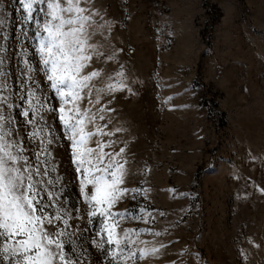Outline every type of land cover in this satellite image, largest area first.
Here are the masks:
<instances>
[{
	"label": "rangeland",
	"instance_id": "1",
	"mask_svg": "<svg viewBox=\"0 0 264 264\" xmlns=\"http://www.w3.org/2000/svg\"><path fill=\"white\" fill-rule=\"evenodd\" d=\"M80 3L101 27L90 41L100 55L82 73L100 75L91 95L89 88L81 93L79 107L97 117L87 131L109 133L88 146L112 142L104 151L113 155L124 148L116 159L125 170L120 188L128 191L111 209L125 214L115 231L142 230L134 250L138 257L149 253L127 264H264V0ZM0 14L6 20L0 46L15 81L23 13L17 0H0ZM37 79L44 100L58 108L43 74ZM121 80L124 90L107 91ZM47 119L61 137L53 156L67 183L64 195L83 214L70 142L57 114ZM97 226L98 219L78 241L87 264H105L88 243Z\"/></svg>",
	"mask_w": 264,
	"mask_h": 264
},
{
	"label": "snow or ice",
	"instance_id": "2",
	"mask_svg": "<svg viewBox=\"0 0 264 264\" xmlns=\"http://www.w3.org/2000/svg\"><path fill=\"white\" fill-rule=\"evenodd\" d=\"M17 2L23 13L24 36L16 38L15 81L7 70L9 57L3 55L7 49L0 46V264H87L88 253L78 241L91 231L89 226L97 219L95 237L89 236L88 243L105 258V264L143 259L149 253L141 250L138 257L133 239L142 230L117 236L116 227L125 214L111 211L128 191L120 188L125 170L116 159L124 148L113 155L104 151L112 142L98 140L95 148L89 147L93 136L109 133L99 128L87 131L86 124L97 117L79 107V101L84 99L81 93L100 75L97 71L82 73L93 54L100 55L90 41L101 25L94 22L86 7H81L80 0ZM5 23L0 19V33ZM4 39L0 34V40ZM33 55L37 61L32 60ZM38 73L53 90L58 108L40 94L44 90ZM118 75L123 77L122 73ZM126 87L121 80L119 87L110 85L107 91ZM53 112L61 124L63 139L70 142L74 178L87 206L83 214L80 203L70 205L69 197L64 195L67 183L57 174L59 161L53 151L61 144V137L54 130L55 120L49 123L47 119ZM99 119L103 120V116ZM73 219L86 226L81 229L77 223L73 229Z\"/></svg>",
	"mask_w": 264,
	"mask_h": 264
}]
</instances>
